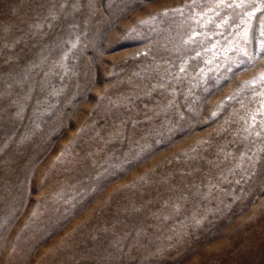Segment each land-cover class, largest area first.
Returning a JSON list of instances; mask_svg holds the SVG:
<instances>
[{
	"label": "rangeland",
	"instance_id": "1",
	"mask_svg": "<svg viewBox=\"0 0 264 264\" xmlns=\"http://www.w3.org/2000/svg\"><path fill=\"white\" fill-rule=\"evenodd\" d=\"M0 264H264V0H0Z\"/></svg>",
	"mask_w": 264,
	"mask_h": 264
}]
</instances>
